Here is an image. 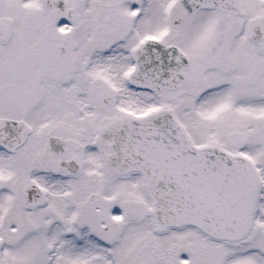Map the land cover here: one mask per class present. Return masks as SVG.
Returning <instances> with one entry per match:
<instances>
[{
	"label": "snow or ice",
	"instance_id": "6c2138e0",
	"mask_svg": "<svg viewBox=\"0 0 264 264\" xmlns=\"http://www.w3.org/2000/svg\"><path fill=\"white\" fill-rule=\"evenodd\" d=\"M0 264H264V0H0Z\"/></svg>",
	"mask_w": 264,
	"mask_h": 264
}]
</instances>
